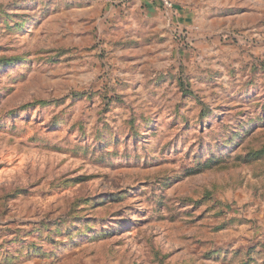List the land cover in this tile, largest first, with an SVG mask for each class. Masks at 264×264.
Listing matches in <instances>:
<instances>
[{
    "label": "rangeland",
    "instance_id": "rangeland-1",
    "mask_svg": "<svg viewBox=\"0 0 264 264\" xmlns=\"http://www.w3.org/2000/svg\"><path fill=\"white\" fill-rule=\"evenodd\" d=\"M170 1L0 0V264H264V0Z\"/></svg>",
    "mask_w": 264,
    "mask_h": 264
},
{
    "label": "crops",
    "instance_id": "crops-1",
    "mask_svg": "<svg viewBox=\"0 0 264 264\" xmlns=\"http://www.w3.org/2000/svg\"><path fill=\"white\" fill-rule=\"evenodd\" d=\"M138 3H140L141 6V12H164L162 9V4H160L159 0H136ZM179 3L175 4V12H186V10L182 9ZM166 12V11H165Z\"/></svg>",
    "mask_w": 264,
    "mask_h": 264
},
{
    "label": "built area",
    "instance_id": "built-area-1",
    "mask_svg": "<svg viewBox=\"0 0 264 264\" xmlns=\"http://www.w3.org/2000/svg\"><path fill=\"white\" fill-rule=\"evenodd\" d=\"M162 6L166 12L174 11V4L170 0H162Z\"/></svg>",
    "mask_w": 264,
    "mask_h": 264
}]
</instances>
